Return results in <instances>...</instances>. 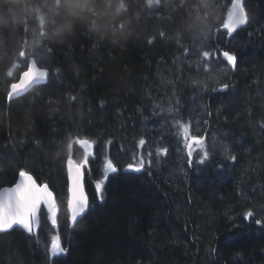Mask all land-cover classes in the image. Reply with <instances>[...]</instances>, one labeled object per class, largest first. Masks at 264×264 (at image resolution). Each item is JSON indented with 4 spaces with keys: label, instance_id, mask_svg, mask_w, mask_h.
Segmentation results:
<instances>
[{
    "label": "trees",
    "instance_id": "1",
    "mask_svg": "<svg viewBox=\"0 0 264 264\" xmlns=\"http://www.w3.org/2000/svg\"><path fill=\"white\" fill-rule=\"evenodd\" d=\"M74 4L68 12L56 0H0V190L25 170L59 206L55 228L43 209L35 235L0 234V264H264V0H245L248 23L230 38L222 24L231 0ZM210 48L231 49L236 67L219 52L205 61ZM34 59L48 82L10 101ZM190 117L209 142L208 161L193 171L173 157L178 144L186 158L180 123ZM85 138L96 141L90 208L72 225L69 145L79 161ZM106 156L117 172H103ZM141 158V171L129 168ZM56 236L64 252L53 257Z\"/></svg>",
    "mask_w": 264,
    "mask_h": 264
},
{
    "label": "snow or ice",
    "instance_id": "2",
    "mask_svg": "<svg viewBox=\"0 0 264 264\" xmlns=\"http://www.w3.org/2000/svg\"><path fill=\"white\" fill-rule=\"evenodd\" d=\"M154 0H148L151 5ZM158 3L159 0H156ZM56 6L64 8L70 12L75 4L74 0H56ZM123 7V4H121ZM45 23V17H40V26L43 28ZM248 23V11L245 6V0H231V10L227 13V19L223 22L222 26L227 30V37H232L233 33L237 31V28L241 25ZM41 36L44 32L41 31ZM152 41L150 40L149 43ZM51 51V49H49ZM187 49L185 53L187 54ZM219 52L220 56L227 61L233 68L236 67L237 56L231 50H221L217 48H210L202 52V57L205 61H211L216 58V53ZM21 57L25 56L24 51L19 53ZM208 65H205L207 70ZM43 65L37 67V61L34 59L27 66V69L20 73L18 82L10 85V91L8 92V99L11 100L13 96H18L28 87L34 84H40L44 82L48 76V71L41 70ZM11 75V73H9ZM228 87L227 84L222 85V90ZM74 99V98H73ZM183 132V138L186 141V147L188 148L189 165L191 166V157L193 155V148H199L203 151L202 158L198 159V163L204 164L208 159V152L205 149L204 136L194 135L191 127V122L187 124H181ZM81 147L85 149L84 160L80 163H74L71 156L68 158V170H69V198L67 201L68 209L71 213V221L75 223L78 217H81L89 208L88 198L84 192L83 177L84 169L88 165V157L93 156L94 152L90 149L94 148L96 141L85 138L78 139L76 141ZM110 143V141H109ZM145 139L141 138L138 141V146L143 147L145 145ZM71 147V144L69 145ZM160 154H167L166 148L157 149ZM151 155V153H149ZM235 160V157H231ZM144 166L143 158H141L139 166L134 170L141 171ZM129 167H132L129 165ZM106 172H117V166L111 159L106 160L105 164ZM19 182L14 184V187H7L0 191V233H7L13 230L14 227H19L26 231L29 235H35L40 228L41 219V206H45L47 210L48 219L51 221L52 226L57 227L59 206L57 204L56 197L53 190L49 188V185L38 184L37 180L25 170L18 171ZM105 175L104 180L96 183L97 196L102 200L103 185L107 180ZM253 216L252 211H248L245 214V219H250ZM257 224H261L260 220H256ZM64 252V248L61 246L59 236L54 237L51 246L50 254L56 257Z\"/></svg>",
    "mask_w": 264,
    "mask_h": 264
},
{
    "label": "rangeland",
    "instance_id": "3",
    "mask_svg": "<svg viewBox=\"0 0 264 264\" xmlns=\"http://www.w3.org/2000/svg\"><path fill=\"white\" fill-rule=\"evenodd\" d=\"M167 1H169V0H167ZM45 17V19H46V17L47 16H44ZM48 22V21H47ZM46 22V23H47ZM47 28V27H46ZM50 35L51 34V31L50 30H47L46 31V34H45V36H47V35ZM42 37L43 36H39V38H37V39H39V41H41L42 40ZM41 38V39H40ZM40 44V43H39ZM200 76L202 75V74H199ZM196 106H197V104H195V107L194 108H196ZM194 110V109H193ZM163 111H165L166 113H167V115H170L171 114V112H169V110H168V108H166V109H163ZM194 115H197V113L196 114H194ZM198 118V117H197ZM197 123L199 124V128H200V125H201V121L200 120H198L197 121ZM202 128H200V131L202 132ZM174 140L176 139V138H173ZM154 143V142H153ZM215 144H219L220 146H221V143H218V141L216 140L215 141ZM176 146H175V151L173 152V157L175 158V159H177V161H178V163L181 165L182 164V162H183V159H185V158H183V156H182V154H181V149L179 148L180 146L178 145V144H175ZM212 145H213V143H212ZM214 148V147H213ZM198 152V148H194L193 149V155L194 154H196ZM188 165V164H187ZM194 166H192V168L190 169L191 171H193L194 169H196V170H198V162H195L194 164H193ZM189 166V165H188ZM190 167V166H189Z\"/></svg>",
    "mask_w": 264,
    "mask_h": 264
},
{
    "label": "water",
    "instance_id": "4",
    "mask_svg": "<svg viewBox=\"0 0 264 264\" xmlns=\"http://www.w3.org/2000/svg\"><path fill=\"white\" fill-rule=\"evenodd\" d=\"M45 82V81H44ZM35 85V84H34ZM33 85V86H34ZM33 86H30V87H28L27 88V90H25L24 92H22L20 95H18V96H13V98L12 99H14V98H17V97H19V96H22V95H24L25 93H27ZM74 162V161H73ZM75 163V162H74ZM68 168V167H67ZM68 176H69V170H68ZM84 178H85V176L83 177V187H84V192H85V194H86V196H87V198H88V202H89V197H88V194H87V192H86V188H85V184H84ZM18 182H19V179H18ZM38 183V182H37ZM39 184V183H38ZM69 185H70V181H69ZM14 187V186H13ZM50 188V187H49ZM3 190V189H2ZM1 190V191H2ZM55 195V194H54ZM56 197V196H55ZM43 207V205L41 206V208ZM45 207V206H44ZM45 209H46V207H45ZM89 209V208H88ZM70 212V211H69ZM87 212H88V210L81 216V217H78V219H77V221H79V220H81L83 217H85L86 216V214H87ZM70 217H71V213H70ZM71 219V218H70ZM76 221V222H77ZM72 222V221H71ZM75 222V223H76ZM75 223H73L72 222V224H75Z\"/></svg>",
    "mask_w": 264,
    "mask_h": 264
},
{
    "label": "clouds",
    "instance_id": "5",
    "mask_svg": "<svg viewBox=\"0 0 264 264\" xmlns=\"http://www.w3.org/2000/svg\"><path fill=\"white\" fill-rule=\"evenodd\" d=\"M186 159V161H187V164L189 165V162H188V159H187V157L185 158ZM190 166V165H189ZM190 168H192V166H190Z\"/></svg>",
    "mask_w": 264,
    "mask_h": 264
}]
</instances>
